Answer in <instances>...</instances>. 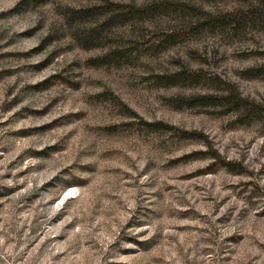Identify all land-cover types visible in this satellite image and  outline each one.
<instances>
[{
	"label": "rangeland",
	"instance_id": "rangeland-1",
	"mask_svg": "<svg viewBox=\"0 0 264 264\" xmlns=\"http://www.w3.org/2000/svg\"><path fill=\"white\" fill-rule=\"evenodd\" d=\"M0 264H264V0H0Z\"/></svg>",
	"mask_w": 264,
	"mask_h": 264
}]
</instances>
